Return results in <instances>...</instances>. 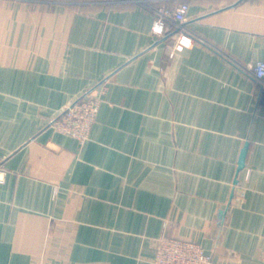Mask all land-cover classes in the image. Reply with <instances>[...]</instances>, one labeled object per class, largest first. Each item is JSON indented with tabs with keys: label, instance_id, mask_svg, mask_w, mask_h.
Wrapping results in <instances>:
<instances>
[{
	"label": "crops",
	"instance_id": "0c3cea01",
	"mask_svg": "<svg viewBox=\"0 0 264 264\" xmlns=\"http://www.w3.org/2000/svg\"><path fill=\"white\" fill-rule=\"evenodd\" d=\"M186 1L176 49L140 1L0 0V264H264V0ZM102 82L85 141L48 126Z\"/></svg>",
	"mask_w": 264,
	"mask_h": 264
},
{
	"label": "built area",
	"instance_id": "2783aa9c",
	"mask_svg": "<svg viewBox=\"0 0 264 264\" xmlns=\"http://www.w3.org/2000/svg\"><path fill=\"white\" fill-rule=\"evenodd\" d=\"M136 1L145 3L154 10L155 17L151 27L154 34L161 35L166 29L167 22L176 24V49L188 47L193 40H200L186 27L188 10L186 0H175L172 6L163 4L159 0ZM243 68L264 91V59H259ZM105 88V83L102 82L97 91H87L81 97L66 104L55 117L50 119L48 126L54 131L75 138L78 142L85 141L89 137ZM2 169L3 164L0 162V172ZM209 263H211V255L206 253L203 247L195 241L172 235H162L157 239L152 264Z\"/></svg>",
	"mask_w": 264,
	"mask_h": 264
},
{
	"label": "water",
	"instance_id": "95a60500",
	"mask_svg": "<svg viewBox=\"0 0 264 264\" xmlns=\"http://www.w3.org/2000/svg\"><path fill=\"white\" fill-rule=\"evenodd\" d=\"M246 149L245 147L241 150L239 160H238V170L244 167V160H245Z\"/></svg>",
	"mask_w": 264,
	"mask_h": 264
}]
</instances>
